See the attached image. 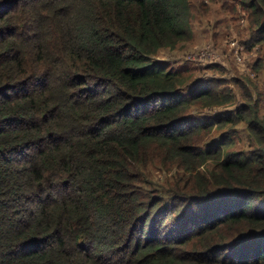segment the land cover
<instances>
[{
	"label": "trees",
	"instance_id": "16d2710c",
	"mask_svg": "<svg viewBox=\"0 0 264 264\" xmlns=\"http://www.w3.org/2000/svg\"><path fill=\"white\" fill-rule=\"evenodd\" d=\"M203 19L264 67V0H0V264H264V143L158 57Z\"/></svg>",
	"mask_w": 264,
	"mask_h": 264
},
{
	"label": "rangeland",
	"instance_id": "374dc122",
	"mask_svg": "<svg viewBox=\"0 0 264 264\" xmlns=\"http://www.w3.org/2000/svg\"><path fill=\"white\" fill-rule=\"evenodd\" d=\"M191 1L194 3L197 0ZM233 23L240 28H230L225 34L212 37L211 32H217L219 26L212 29L204 19L200 23L193 22L194 38L180 43L174 50L161 51L158 57L163 59L167 68L191 74L194 81L215 80L214 89H222L231 95L229 104L206 112L227 110L232 114H243L247 120L227 125L224 129L214 124L206 141L223 137L229 153L247 157L260 149L259 143H264V132L256 135L248 123L252 119L251 125L262 124L257 125L258 129L264 126V67L260 50L251 46L249 34L243 29L247 24H241L239 20ZM149 170L156 185L177 172L174 168L169 172L161 171L158 165Z\"/></svg>",
	"mask_w": 264,
	"mask_h": 264
}]
</instances>
